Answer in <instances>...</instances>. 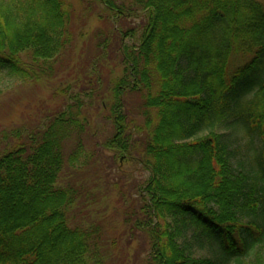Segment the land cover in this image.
<instances>
[{
    "label": "trees",
    "instance_id": "obj_1",
    "mask_svg": "<svg viewBox=\"0 0 264 264\" xmlns=\"http://www.w3.org/2000/svg\"><path fill=\"white\" fill-rule=\"evenodd\" d=\"M92 1L108 14L99 54L120 46L123 69L92 67L80 84L106 112L101 145L114 164L134 155L151 172L128 217L149 240L144 264H264V0ZM73 16L65 0H0V74L50 78L74 41ZM131 17L140 25L125 27ZM69 98L75 106L1 137L0 264H103L102 225L71 222L91 206L77 180L102 151L86 149L90 120Z\"/></svg>",
    "mask_w": 264,
    "mask_h": 264
},
{
    "label": "rangeland",
    "instance_id": "obj_2",
    "mask_svg": "<svg viewBox=\"0 0 264 264\" xmlns=\"http://www.w3.org/2000/svg\"><path fill=\"white\" fill-rule=\"evenodd\" d=\"M65 1L74 14L71 27L74 41L58 60L52 63L53 73L49 76L50 78L36 82L32 79L25 80L0 74V154L7 145L1 140L4 133H10L21 127L30 129L37 126L46 117L65 109L68 102L75 106L76 103L74 101L71 103L69 96H79L83 102L81 105L83 118L87 116L90 120V127L86 129L83 143L86 149L95 155V145L98 142L99 149L96 150L102 151V158L96 162L94 156L93 163L85 167L86 172L79 175L78 183L87 184L89 192L87 196L91 200V206L87 212L89 215L84 214L83 217L79 216L82 205L76 208L71 213V222L76 225L88 222L102 225L103 264H144L150 252L149 240L144 232L136 230L135 233L131 230L128 217L139 209L138 204L145 196L141 188L151 178V172L140 162L141 158L134 155H121V160H118L119 156L114 164L112 154L104 151L101 145L109 137L110 126L106 112L93 94L90 96L83 94V87L80 84L85 82V73L92 67H95L96 72L102 77H120L123 69L120 46L117 49L108 48L102 56L99 54V38L102 34L110 32L104 19L105 16L108 17V14L105 13L103 6H96L92 0ZM112 22L116 24L117 29V20L113 19ZM140 23V20L131 17L123 25L137 27ZM114 41L115 37L110 40L109 45L112 42L114 44ZM134 41L135 39H127L125 43L131 45ZM24 61L31 64L27 59ZM241 62V58L235 61L236 65ZM234 67H236L235 64ZM65 89H68L67 94L62 92ZM138 105L139 102L136 100L131 101L133 109H136ZM134 121L137 122L138 118ZM230 132L225 130V133ZM208 134L206 131L200 137ZM145 137L144 133L136 132L133 138L140 146L141 140ZM100 164L105 166L108 175V179L103 175L100 176L103 178L100 181H108V183L107 185L102 183L101 186L96 187L100 177L94 174V166ZM65 175V180L76 177L73 174ZM121 188L123 190L120 192ZM210 255L209 249L197 251V257Z\"/></svg>",
    "mask_w": 264,
    "mask_h": 264
}]
</instances>
